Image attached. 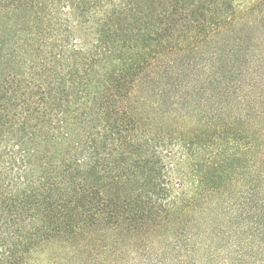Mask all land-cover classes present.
<instances>
[{
	"label": "trees",
	"instance_id": "trees-1",
	"mask_svg": "<svg viewBox=\"0 0 264 264\" xmlns=\"http://www.w3.org/2000/svg\"><path fill=\"white\" fill-rule=\"evenodd\" d=\"M0 264H264V0H0Z\"/></svg>",
	"mask_w": 264,
	"mask_h": 264
},
{
	"label": "rangeland",
	"instance_id": "rangeland-1",
	"mask_svg": "<svg viewBox=\"0 0 264 264\" xmlns=\"http://www.w3.org/2000/svg\"><path fill=\"white\" fill-rule=\"evenodd\" d=\"M165 126H167V125H165ZM165 128V127H164Z\"/></svg>",
	"mask_w": 264,
	"mask_h": 264
}]
</instances>
